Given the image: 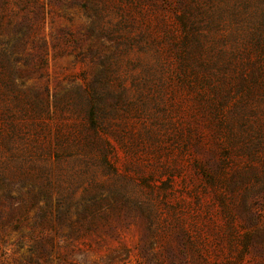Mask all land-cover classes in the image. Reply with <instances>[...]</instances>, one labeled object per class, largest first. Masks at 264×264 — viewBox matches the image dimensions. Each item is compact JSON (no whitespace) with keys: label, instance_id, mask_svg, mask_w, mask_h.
Masks as SVG:
<instances>
[{"label":"rangeland","instance_id":"obj_1","mask_svg":"<svg viewBox=\"0 0 264 264\" xmlns=\"http://www.w3.org/2000/svg\"><path fill=\"white\" fill-rule=\"evenodd\" d=\"M178 6L0 0V264H264V93L237 85L241 22L195 20L184 41Z\"/></svg>","mask_w":264,"mask_h":264},{"label":"trees","instance_id":"obj_2","mask_svg":"<svg viewBox=\"0 0 264 264\" xmlns=\"http://www.w3.org/2000/svg\"><path fill=\"white\" fill-rule=\"evenodd\" d=\"M194 0H179L175 10L178 28L184 33V41L196 38L198 29L194 21H239L241 33L231 36L240 42L242 60L239 64L237 85L247 95L260 91L264 93V0H208L211 10H200L199 5H191ZM193 2L192 4H194ZM215 3V5L213 4ZM199 14L200 16H198ZM238 114V113H237ZM85 135L83 145L89 153H94L101 164L108 163L114 157L113 145L96 120L86 119L83 123Z\"/></svg>","mask_w":264,"mask_h":264}]
</instances>
